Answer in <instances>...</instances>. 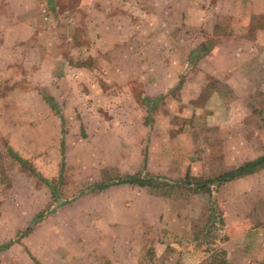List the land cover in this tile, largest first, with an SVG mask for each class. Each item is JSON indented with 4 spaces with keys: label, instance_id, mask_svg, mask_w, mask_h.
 <instances>
[{
    "label": "rangeland",
    "instance_id": "374dc122",
    "mask_svg": "<svg viewBox=\"0 0 264 264\" xmlns=\"http://www.w3.org/2000/svg\"><path fill=\"white\" fill-rule=\"evenodd\" d=\"M261 156L264 0H0V264H205L211 219L231 264H264V166L195 185ZM98 163L160 178L50 205Z\"/></svg>",
    "mask_w": 264,
    "mask_h": 264
},
{
    "label": "crops",
    "instance_id": "0c3cea01",
    "mask_svg": "<svg viewBox=\"0 0 264 264\" xmlns=\"http://www.w3.org/2000/svg\"><path fill=\"white\" fill-rule=\"evenodd\" d=\"M63 158L65 160L64 163L67 164L65 154ZM148 164H149V160L147 158L142 167L144 168V171H150L152 173H155L149 170ZM111 168L112 170H116V168L115 169H113V167ZM67 173H68L67 167H65L64 171H62L61 169L58 178H60L61 180H63L64 178L66 179ZM127 174H131V172L124 173L119 169L116 173H111L109 172V169L107 167H104V164H100V163L96 164L95 172L92 174H88L89 176H87L88 179L90 180V183L86 187H82L80 183L76 184L74 189L75 192H73L72 195L66 196L64 198L65 199L64 202L66 203L62 204L60 208L63 206L64 207L75 206L80 203L84 205H89V204H95L97 202H102L104 206L106 205V207H110V208L115 206V203L118 202L121 204L122 207H124L125 206L124 202H145L146 199H149L151 197V193L150 190L147 188L148 186H141L139 184H132V183L112 184L104 187H98L96 185L104 181L106 182L114 176L127 175ZM158 174L160 173L158 172ZM66 187H65V191L71 190L70 187L68 188ZM50 190L52 193L51 188ZM158 202H166V200H164V196L158 194ZM51 203L50 205L52 206ZM96 218L97 215L90 216L89 214L84 217V219L85 220L87 219V221L90 220L93 221L94 219L95 221L98 222L107 223L108 225L106 227H108V229L110 228V231L113 228V224H115V222H122L123 220L122 218L118 219L114 215L106 214V213L104 215H99L98 219ZM107 237L110 236L107 235Z\"/></svg>",
    "mask_w": 264,
    "mask_h": 264
},
{
    "label": "trees",
    "instance_id": "16d2710c",
    "mask_svg": "<svg viewBox=\"0 0 264 264\" xmlns=\"http://www.w3.org/2000/svg\"><path fill=\"white\" fill-rule=\"evenodd\" d=\"M264 166V156H261L260 158L252 161H248L244 163L243 165L232 169L230 171H227L223 173L222 175L214 178L212 181L208 180L203 183L197 182L195 185H197V188L206 189L205 187H211L209 185L213 184L214 182L217 183V186H222L224 183L238 179L246 174L249 173H254L258 169L262 168ZM66 165L65 163L62 164V171H64ZM157 178L159 179L160 176L158 177L154 176L153 174H150L148 172L143 173L139 172L137 174H127V175H118L110 178L108 181H104L102 183L96 184L98 187H104L107 185H112V184H120V183H132V184H139L141 186H148L151 187L154 182H156ZM189 178V176H188ZM196 179V178H195ZM198 181H200L198 179ZM189 190H193L194 188L192 187L195 186L194 183H188L185 182ZM189 185V186H188ZM64 204V203H61ZM60 205H54L52 204V207H58ZM220 223H223V220H220ZM215 229H218V226L213 223L212 219L209 220V222L203 226L202 228L198 229L194 240L197 242L199 246H202L203 249L202 251L208 253V260L206 261L205 264H231L229 259L227 258V253L224 250L216 251L215 249L218 247V242H217V236H216V231Z\"/></svg>",
    "mask_w": 264,
    "mask_h": 264
}]
</instances>
